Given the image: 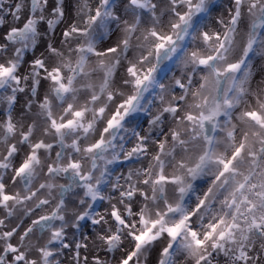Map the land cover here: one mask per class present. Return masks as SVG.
Wrapping results in <instances>:
<instances>
[{"label":"snow or ice","instance_id":"6c2138e0","mask_svg":"<svg viewBox=\"0 0 264 264\" xmlns=\"http://www.w3.org/2000/svg\"><path fill=\"white\" fill-rule=\"evenodd\" d=\"M0 264H264V0H0Z\"/></svg>","mask_w":264,"mask_h":264}]
</instances>
